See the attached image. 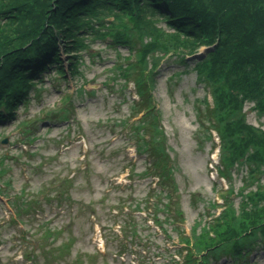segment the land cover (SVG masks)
<instances>
[{
  "label": "rangeland",
  "instance_id": "1",
  "mask_svg": "<svg viewBox=\"0 0 264 264\" xmlns=\"http://www.w3.org/2000/svg\"><path fill=\"white\" fill-rule=\"evenodd\" d=\"M86 40L88 49L71 53L62 44L67 79L52 66L30 90L28 101L0 123V159L10 168L0 181V264H161L168 259L159 251L174 252L172 247L180 243L173 224L166 222L162 232L147 211L129 206L137 201L143 206L159 182L144 174L148 156L137 151L131 135L132 123L141 117H129L135 86L130 82L123 87L113 67L128 63L124 57L130 52L110 47V38ZM73 56L81 61L76 70L69 63ZM158 70L152 94L173 160L177 189L171 207L182 211L184 222L178 226L190 234L198 219L208 222L222 211V205L212 204L223 203L220 191L229 183L218 173L216 132L211 131L210 141L207 125L200 126L202 99L211 101L207 88L198 84L195 69L175 56L161 58ZM252 107L251 102L244 107L248 122L264 129V116ZM244 175L234 172L236 189ZM124 220L136 221L138 232H152L154 256L143 251L146 246L124 238L131 235ZM248 262L264 264V247ZM219 264L241 263L223 257Z\"/></svg>",
  "mask_w": 264,
  "mask_h": 264
},
{
  "label": "trees",
  "instance_id": "2",
  "mask_svg": "<svg viewBox=\"0 0 264 264\" xmlns=\"http://www.w3.org/2000/svg\"><path fill=\"white\" fill-rule=\"evenodd\" d=\"M90 37L110 38V47L130 52L124 57L128 63L115 62L113 67L119 70L123 87L130 82L135 86L138 100L130 102L129 117H141L132 123L131 135L137 151L148 156L144 174L159 182L143 206L138 201L128 205L147 211L162 232L167 231L166 222L177 231L180 243L172 247L174 252L159 251L168 259L161 264H219L223 257L250 264V256L264 247V129L248 122L244 107L251 102L264 116V0H0V123L28 101L30 90L52 66L66 79L62 44L67 53L88 49ZM201 48L205 53L193 56ZM117 56L123 59L120 53ZM171 56L191 65L198 84L212 96L211 103L202 99L200 126L207 125L210 141L211 131L217 133L218 172L229 183L220 191L223 203L212 204L222 205V211L208 222L198 219L190 234L178 226L184 222L182 211L171 207L177 189L173 160L152 94L161 58ZM69 63L76 70L81 61L73 56ZM9 170L0 159V181ZM235 171L245 172L238 189ZM136 223L124 220V229L131 230L124 238L146 246L154 256V235L138 232Z\"/></svg>",
  "mask_w": 264,
  "mask_h": 264
}]
</instances>
